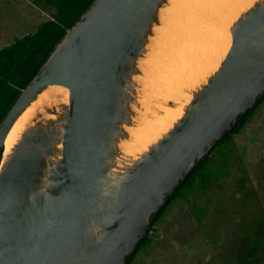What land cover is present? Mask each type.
<instances>
[{"label": "water", "instance_id": "obj_1", "mask_svg": "<svg viewBox=\"0 0 264 264\" xmlns=\"http://www.w3.org/2000/svg\"><path fill=\"white\" fill-rule=\"evenodd\" d=\"M169 2L94 0L0 123V264H127L188 175L264 98L259 0L172 129L138 159L123 157L141 107L134 78ZM54 86L64 100L44 102L5 155L15 123Z\"/></svg>", "mask_w": 264, "mask_h": 264}, {"label": "rangeland", "instance_id": "obj_2", "mask_svg": "<svg viewBox=\"0 0 264 264\" xmlns=\"http://www.w3.org/2000/svg\"><path fill=\"white\" fill-rule=\"evenodd\" d=\"M173 4L161 17L165 24L155 30L158 39L137 78L143 96L157 93L158 81L167 76L185 75L170 56L174 52L185 58L194 40L189 30H181L186 19L178 7L172 11ZM57 15L45 0H0V49ZM60 94L54 96L57 103L64 100ZM150 236L152 244L132 264H245L248 246L258 249L254 259L260 257L258 264H264V102L230 143L213 152L203 177L172 202Z\"/></svg>", "mask_w": 264, "mask_h": 264}, {"label": "bare ground", "instance_id": "obj_3", "mask_svg": "<svg viewBox=\"0 0 264 264\" xmlns=\"http://www.w3.org/2000/svg\"><path fill=\"white\" fill-rule=\"evenodd\" d=\"M257 1L259 0H170L169 4L174 3L172 11H175L178 7L177 13H184L183 18L186 21L185 23L183 22L184 25L182 24L181 30H189L194 40L193 47H186V52L188 53H184L185 58L183 55L174 52L170 56V60L175 59L177 65L185 71V75L178 73L173 75L171 80L167 76L168 78L163 79L162 83L158 81V86L155 90L157 93L152 91L153 94L144 96L143 94L141 95V92L139 93L138 100L141 107L135 108L134 125L126 127L130 138L120 143L123 157L138 159L152 144L156 143L165 133L172 129L174 123L183 116L185 107L191 101L192 90L205 84L207 79L218 70L221 62L226 57L232 43L230 28ZM167 9L168 7L162 10L161 17L167 14ZM177 13L175 15L176 18L180 16ZM179 36L181 35L179 34ZM156 38L158 39V37ZM145 65L146 59L142 58L139 62L141 71ZM189 69L192 71L188 75ZM137 78L138 76L134 80L139 83ZM153 86L155 87V85ZM53 89L42 94L15 123L6 140L5 155L11 152L41 105L49 100L54 93L66 92V88L60 86H54ZM151 97H155L156 100L151 102ZM162 102H173L175 106L169 107L162 104Z\"/></svg>", "mask_w": 264, "mask_h": 264}, {"label": "trees", "instance_id": "obj_4", "mask_svg": "<svg viewBox=\"0 0 264 264\" xmlns=\"http://www.w3.org/2000/svg\"><path fill=\"white\" fill-rule=\"evenodd\" d=\"M45 1L48 5H54L57 8L58 15L42 23L35 33L20 37L12 44L0 49V123L11 110L23 90L38 73L57 44L94 0ZM263 102L264 98L237 122L234 128L212 149L211 153L204 157L188 175L177 191L171 196L170 200L157 214L150 226L147 236L139 243L127 264H132L143 247L152 244L153 240L150 234L155 224L165 214L172 202L176 199L183 198L185 196V191L195 186L203 177L206 169L211 163V155L213 152L230 143L234 136L242 131ZM257 250L256 247H247L245 264H258L261 262L262 259H260V257L254 259Z\"/></svg>", "mask_w": 264, "mask_h": 264}]
</instances>
